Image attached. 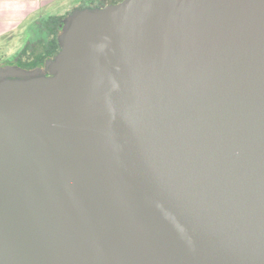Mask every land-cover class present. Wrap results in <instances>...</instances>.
<instances>
[{
    "label": "water",
    "instance_id": "95a60500",
    "mask_svg": "<svg viewBox=\"0 0 264 264\" xmlns=\"http://www.w3.org/2000/svg\"><path fill=\"white\" fill-rule=\"evenodd\" d=\"M52 68L0 81V264H264V0L83 8Z\"/></svg>",
    "mask_w": 264,
    "mask_h": 264
},
{
    "label": "rangeland",
    "instance_id": "374dc122",
    "mask_svg": "<svg viewBox=\"0 0 264 264\" xmlns=\"http://www.w3.org/2000/svg\"><path fill=\"white\" fill-rule=\"evenodd\" d=\"M87 1L57 0L49 7H43L38 12L33 13L21 30H16L3 39L0 38V65L12 60L28 44L35 45L36 41L41 39L39 22L46 21L51 16H63L64 20L70 21L82 9V5L86 3L87 7L91 6ZM100 4V0H95V3H93L96 6Z\"/></svg>",
    "mask_w": 264,
    "mask_h": 264
},
{
    "label": "flooded vegetation",
    "instance_id": "af4514ba",
    "mask_svg": "<svg viewBox=\"0 0 264 264\" xmlns=\"http://www.w3.org/2000/svg\"><path fill=\"white\" fill-rule=\"evenodd\" d=\"M111 3L107 4L110 5ZM70 21L60 20V24L58 27V35H57V41L62 46V38L64 36L65 30L68 26ZM40 24V22H39ZM39 26V25H38ZM40 30V28H39ZM40 38L38 41H36L35 45L28 44L23 50H27L28 57H19V54L23 51H21L19 54L14 56V58L2 65H0V73L8 72L16 70L17 75L10 76L9 74L1 77L0 81L8 78H25L27 76H52L54 75L52 63L55 60L56 55L50 54L47 56L43 61H40V57H38L43 49L42 44L45 42L46 35L43 31L40 30ZM35 49V50H34ZM34 50V51H32ZM38 61V62H36ZM23 72V74H22Z\"/></svg>",
    "mask_w": 264,
    "mask_h": 264
},
{
    "label": "crops",
    "instance_id": "0c3cea01",
    "mask_svg": "<svg viewBox=\"0 0 264 264\" xmlns=\"http://www.w3.org/2000/svg\"><path fill=\"white\" fill-rule=\"evenodd\" d=\"M55 1L57 0H0V38L21 30L33 13L49 7Z\"/></svg>",
    "mask_w": 264,
    "mask_h": 264
},
{
    "label": "trees",
    "instance_id": "16d2710c",
    "mask_svg": "<svg viewBox=\"0 0 264 264\" xmlns=\"http://www.w3.org/2000/svg\"><path fill=\"white\" fill-rule=\"evenodd\" d=\"M123 0H100L101 4L100 5H93L95 3V0H89L87 1L91 6V8H99V7H105L107 4H117L122 2ZM84 4V3H83ZM86 4V3H85ZM82 5L83 8H87V5ZM110 4V5H111ZM89 7V8H90ZM63 19V16H51L49 17L46 21H42L39 24V28L41 31L44 32L46 35L45 42L42 44V53L38 56L40 57V61H43L47 56L50 54L56 55L60 52L61 50V45L57 41V35H58V27L60 24V20ZM27 50H23L20 54L19 57H28L29 55L27 54ZM38 62V61H36Z\"/></svg>",
    "mask_w": 264,
    "mask_h": 264
}]
</instances>
